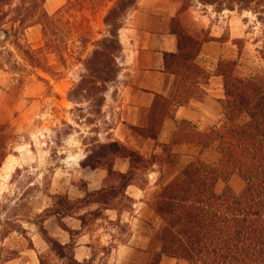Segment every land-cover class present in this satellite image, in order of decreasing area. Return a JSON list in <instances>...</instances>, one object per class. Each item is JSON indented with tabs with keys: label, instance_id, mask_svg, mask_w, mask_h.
Instances as JSON below:
<instances>
[{
	"label": "trees",
	"instance_id": "trees-1",
	"mask_svg": "<svg viewBox=\"0 0 264 264\" xmlns=\"http://www.w3.org/2000/svg\"><path fill=\"white\" fill-rule=\"evenodd\" d=\"M79 1L73 0L74 5L78 6ZM211 1L221 0H203V4H211ZM135 3L136 0H116V6L108 9L103 19L108 29L107 36L96 41V50L86 65L88 75L82 77L73 90L82 97L102 94L97 99L98 106L105 100L103 93L107 91V85L116 79L119 72L117 60L121 47L117 31L122 24L118 21ZM11 5L12 0H0V33L3 35L8 34L5 28L8 22L4 19ZM21 9L18 7L11 11L13 16L9 23L11 27L17 25L26 29L31 25L24 26L26 18H22ZM171 22V31L177 37V51L165 53L163 57V72L173 76L170 94L167 97L156 95L143 116L142 125L130 129L141 138L155 140L164 119L171 116L175 107L186 106L191 101H204L207 93L203 86L212 76H218L222 79L224 93L218 121L206 132L181 121L171 145L162 148L169 151L175 144H191L201 152L214 148L219 160L215 167L201 160L190 162L184 167L182 178H173L154 195L152 208L162 226L155 234L160 252L152 257L150 264H160L162 255L189 264H264V64L245 71L237 60H220L214 71L208 72L196 62L206 38L191 34L178 17ZM71 93L68 94L69 100L79 104ZM4 128L7 126L0 125V131ZM63 134L69 135L70 132L64 130ZM6 155L0 147V158ZM115 156L129 159L127 173L113 171ZM152 163L153 160H144L137 152L118 142L92 146L82 165L105 168L113 184L88 193L77 203L71 204L61 196L54 197L56 207L48 214H40L41 222L35 224L49 246L46 259L40 256L39 264H52L48 262L50 252L54 253L59 264H91L77 262L72 247L62 245L47 234L42 220L49 216L60 218L63 214L72 213L73 207L90 202L108 204L123 192L139 171ZM235 174L244 183L238 193L228 185ZM219 180L226 184L220 193L216 192ZM81 220L84 221L83 218Z\"/></svg>",
	"mask_w": 264,
	"mask_h": 264
},
{
	"label": "crops",
	"instance_id": "crops-1",
	"mask_svg": "<svg viewBox=\"0 0 264 264\" xmlns=\"http://www.w3.org/2000/svg\"><path fill=\"white\" fill-rule=\"evenodd\" d=\"M56 2L60 0H49L48 4L53 6ZM204 8L207 10L205 13L202 14L201 10L193 18L190 16L189 21L186 16L188 11L181 12L177 1L136 0L124 24L117 31L121 47V55L117 60L119 72L105 93L103 123H98L100 128L89 133L90 138L84 136V140L73 146L70 144L73 134L67 135V139L63 141L71 148L62 150L59 156L62 167H57L59 172L54 173L46 191L42 192L45 205L38 211L39 215L52 212L56 207L55 196L66 198L71 204L77 203L88 193L113 184L105 168L82 165L91 147L96 144L118 142L137 152L144 160H153L147 169L139 171L123 192L108 204L90 202L73 207L72 213L63 214L60 218L49 216L42 220L47 234L62 245L72 247L73 257L79 263L150 264L152 257L160 252L155 234L162 226V221L153 210L149 196L153 198L167 180L173 179L170 167L183 163V171L185 166L196 161L203 152L191 144H175L169 151H164L162 147L171 145L181 121H187L200 132H206L219 119L220 100L224 96L222 79L212 76L203 86L207 93L204 101H191L186 106L175 107L171 116L164 119L155 140L133 134L130 127L142 125L143 116L156 95L167 97L170 94L173 76L163 72V57L165 53L177 51V37L171 31L173 18L178 17L181 25L191 34L206 38L196 59L201 68L213 72L218 61L230 60L226 50L234 43L232 39L235 41L241 37L240 28L234 26V17L228 14L232 12L209 11L207 8L212 9L211 6ZM201 23H207V26L204 28ZM194 25L198 29H204L205 34L189 29L194 28ZM29 31L32 35L37 32L35 39L40 35V29L36 27ZM228 31L231 33L229 38ZM40 47L41 45H37L35 49ZM67 103H73L68 96ZM63 124L72 129L76 126L67 122ZM112 169L118 173H127L130 169L129 159L123 156L113 157ZM40 240V250L34 243L27 252H19L3 264H39V257L43 253L42 257L49 253L47 243L42 237ZM30 252L34 253V262H29L23 256H30ZM50 253L51 263L58 264L54 253ZM160 264L189 263L162 255Z\"/></svg>",
	"mask_w": 264,
	"mask_h": 264
},
{
	"label": "rangeland",
	"instance_id": "rangeland-1",
	"mask_svg": "<svg viewBox=\"0 0 264 264\" xmlns=\"http://www.w3.org/2000/svg\"><path fill=\"white\" fill-rule=\"evenodd\" d=\"M174 1L179 3L181 12L188 11L189 21L195 13L201 10L205 13V6L212 7L207 8L209 11L232 12L228 14L234 17V26L240 28L241 37L232 39L233 45L226 50L227 58L243 64L245 71L264 64V0H221L211 4H203V0ZM48 2L12 0L4 19L8 22L5 27L8 34L0 40V125L7 126L0 131V147L7 154L0 158V264L19 252H27L34 243L40 247L43 234L35 224L41 222L38 211L45 205L42 192L54 173L59 172L57 167H62L59 160L62 150L71 148L63 142L67 139L64 130L73 134L70 138L73 146L84 136L90 138L89 133L100 128L98 123L104 120L103 104H97L102 94L82 97L73 90L88 75L86 65L96 50V41L107 36L103 19L108 9L116 6V0H81L78 6L73 0L68 4L67 0H60L53 6ZM18 7L22 8V18H26L24 26L31 27H11V11ZM132 8L125 10L120 24H124ZM33 27L40 29L36 39L37 32L29 34ZM189 29L205 34L204 29L195 25ZM227 35L231 36L230 31ZM37 45L41 47L35 49ZM70 93L79 104L67 103ZM64 122L76 126L69 129ZM198 159L215 167L219 154L209 148ZM182 166L183 163L170 167L173 178H182ZM228 185L238 193L244 183L235 174ZM225 186L219 180L216 192H222ZM30 254L23 256L34 262V253Z\"/></svg>",
	"mask_w": 264,
	"mask_h": 264
},
{
	"label": "water",
	"instance_id": "water-1",
	"mask_svg": "<svg viewBox=\"0 0 264 264\" xmlns=\"http://www.w3.org/2000/svg\"><path fill=\"white\" fill-rule=\"evenodd\" d=\"M0 36H3V33H0Z\"/></svg>",
	"mask_w": 264,
	"mask_h": 264
}]
</instances>
